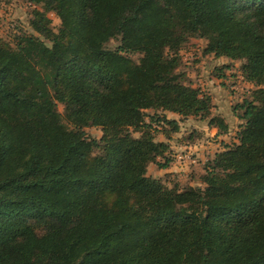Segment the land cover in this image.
I'll use <instances>...</instances> for the list:
<instances>
[{
    "label": "trees",
    "instance_id": "trees-1",
    "mask_svg": "<svg viewBox=\"0 0 264 264\" xmlns=\"http://www.w3.org/2000/svg\"><path fill=\"white\" fill-rule=\"evenodd\" d=\"M33 1L62 28L38 20L52 47L0 44V264H264V0ZM191 35L204 54L241 62L256 89L233 106L237 141L208 163L204 187L182 190L148 176L171 161L154 133L180 131L165 113L229 129L178 72Z\"/></svg>",
    "mask_w": 264,
    "mask_h": 264
},
{
    "label": "rangeland",
    "instance_id": "rangeland-1",
    "mask_svg": "<svg viewBox=\"0 0 264 264\" xmlns=\"http://www.w3.org/2000/svg\"><path fill=\"white\" fill-rule=\"evenodd\" d=\"M45 17L47 22V28L55 34H58L62 28V22L58 14L54 10H50L45 3L35 2L33 0H0V44L10 45L15 47L19 39L24 36H36L40 38L47 46L52 47V43L42 37L37 30L38 20ZM120 37L112 39L106 48L109 50H116L121 42ZM207 46V41L203 38L191 35L188 37L179 49L178 55L181 59L178 72L185 73L187 76V82L194 88L202 90L203 94H207L206 89L212 88L214 83L218 82L216 77V70L223 66H230V70H227V74H233L236 82L233 86H237L238 89H230L229 94L233 95V100L229 99L227 109L223 106L224 112H230L231 103L238 104L241 97L244 95L246 98H252V92L256 89V86L246 88L242 82L240 76L241 62L226 63L216 60L213 55L204 54V50ZM128 56V55H127ZM142 55L133 54L129 55V58L134 64H139ZM216 86V85H215ZM232 86V83L230 84ZM245 87V88H244ZM244 88V89H243ZM232 92H235L233 94ZM208 95V94H207ZM221 107V106H220ZM233 108V107H232ZM58 110L62 115L65 114V107L63 104H58ZM146 118L149 122V116L154 114V111H147ZM160 116V115H158ZM181 125L180 131L171 134V139L168 140L162 133L161 129H157L154 133L157 141L165 140L170 145V155L168 156L171 161L168 169H161L158 163H164V159L158 158V163H153L149 166L148 176L161 180L166 186L172 188L178 186L180 189H187L190 187L203 188L202 178L205 175L206 167L208 163L215 158L216 154L223 151L226 145H231L236 142L237 135H230L224 142L215 141V138L208 135L206 131L201 128H205L206 124L200 119L194 117L183 119L180 117ZM64 123L70 128L71 125L64 119ZM231 125L234 127L231 133L237 134L240 129V124L235 120L231 121ZM157 126V125H156ZM161 126V125H159ZM165 130H172L171 127H162ZM237 129V131H235ZM87 139L99 141L102 137V129L100 127H88L84 129ZM193 136L192 139L190 136ZM140 134L134 132V137H139ZM214 145L213 147L211 145ZM196 145L198 147L195 155L185 165L180 166L176 164V160L172 158L177 153H182L190 146ZM98 151H94L90 156L93 159L98 155ZM176 165V166H175ZM114 200L113 196L107 195L102 197L103 203L111 207ZM36 233L42 235L46 232L43 226L35 227Z\"/></svg>",
    "mask_w": 264,
    "mask_h": 264
},
{
    "label": "crops",
    "instance_id": "crops-1",
    "mask_svg": "<svg viewBox=\"0 0 264 264\" xmlns=\"http://www.w3.org/2000/svg\"><path fill=\"white\" fill-rule=\"evenodd\" d=\"M218 61H222L223 64H226V63H234L235 61H232L230 59H227V58H220V59H216ZM230 69H228L229 71ZM240 78L242 79V82L244 84V86L246 88H251V86L253 87L254 84L246 81L244 79V76L243 74L240 72ZM235 76L233 74L229 75L227 74V71H226V74H225V77L223 78H217L215 77L217 80H219L218 82H214L212 81L211 83H214L212 86V88H209V89H206V93L211 96V102H212V116H219V117H222L224 118L226 124H228V132L227 133H224V134H221L219 132V130L215 127H210L209 124H208V121H201L204 122L206 125V127L204 128H201L203 131H206V133L208 135H211L215 138V141H219V142H224L226 141V139H228V137L230 135H237L234 133H231L233 131V126L231 125V121H236L237 123H239L240 125L243 123L241 120H239L233 113V104L231 103L229 109H230V112L231 113H227V112H224L222 105L223 106H226L228 105V102L230 101L229 99H232L233 100V95L232 94H229V90L230 89H238L237 86H233L236 82L235 81ZM232 83V86H230V84ZM216 85V86H215ZM244 87V88H245ZM243 88V89H244ZM202 91V90H201ZM233 94H235V92H232ZM246 97L243 95L241 97V99L238 101V102H242ZM221 106V107H220ZM227 109V106L225 107ZM167 119L169 120H175L177 122H179V124L181 125V122H180V115L178 114H175V113H171V112H166L165 113ZM235 131H237V129H235ZM165 140H160V142H164ZM237 141V139H236ZM196 147V149H198V147L196 145H194ZM212 147L214 146L213 144L211 145ZM187 163V162H186ZM184 163V165L186 164ZM180 166H183V164H180V163H176ZM176 166V165H175ZM149 171V169H148Z\"/></svg>",
    "mask_w": 264,
    "mask_h": 264
},
{
    "label": "built area",
    "instance_id": "built-area-1",
    "mask_svg": "<svg viewBox=\"0 0 264 264\" xmlns=\"http://www.w3.org/2000/svg\"><path fill=\"white\" fill-rule=\"evenodd\" d=\"M197 149L195 146H190L186 150H184L182 153H177L174 155V159L176 162L180 164H184L188 162L192 157L195 155ZM192 162H195V159H192Z\"/></svg>",
    "mask_w": 264,
    "mask_h": 264
}]
</instances>
